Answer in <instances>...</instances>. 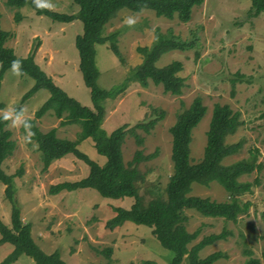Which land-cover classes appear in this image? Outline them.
Returning a JSON list of instances; mask_svg holds the SVG:
<instances>
[{
  "label": "rangeland",
  "instance_id": "obj_1",
  "mask_svg": "<svg viewBox=\"0 0 264 264\" xmlns=\"http://www.w3.org/2000/svg\"><path fill=\"white\" fill-rule=\"evenodd\" d=\"M36 1L63 13H75L78 8L73 0ZM249 9L250 0H203L192 7L189 20L183 21L178 13L167 18L148 8L137 12L121 8L103 28L105 34L117 32L115 41L121 58L111 51L108 41L95 44L94 61L99 71L96 84L109 93L104 100L103 129L107 133L118 126L128 129L137 122L157 117L154 108L163 112V117L148 132L135 128L140 144L135 134L127 131L121 146L125 164L135 150L143 155L153 153L152 157L135 164L143 176L136 182L141 205L145 206L150 199L166 200V183L172 173L169 127L196 96L201 98L206 110L191 132V162L202 157L215 103L228 104L240 119L234 132L225 136V142L240 140L242 146L238 152L224 157L222 163L246 157L250 148L259 149L260 169L238 177L249 181L257 177L258 183L250 193L240 196L243 201L249 200L250 206L236 221L204 216L194 209L184 210L186 229L198 230L188 246L204 235L227 231L225 238L205 245L198 252L199 257L216 250L224 253L213 264H242L247 251L264 264V11L251 16ZM16 11L21 14L17 21ZM0 27L9 33L5 46L18 56H26L37 45L35 62L68 95L92 107L89 89L78 68L75 38L82 33L79 19L53 20L35 13L29 5L17 8L0 0ZM156 28L161 31L171 28L182 39H194L193 47L168 50L155 61L157 66L171 60L182 63L179 74L184 78V85L178 95L164 92L161 85L152 82L141 85L132 74L133 67L142 59L136 47L151 45ZM33 83V78L20 75L16 67L8 68L0 79V114L8 117L6 128L15 143L2 168L16 175L13 202L5 197L4 184L0 181V221L10 227L11 209L16 200L22 221L30 224L33 240L46 253L58 250L67 264H168L173 253L159 243L149 226L125 220L114 229L105 227V221L115 213L114 208H127L131 197H106L91 187L57 194L48 192L53 183L84 177L89 166L68 156L55 159L47 169H42L37 145L28 130L21 127V121L33 116L49 96L48 90H37L23 105L22 114L14 115V105ZM59 119L49 110L36 119V124L41 131L55 127L57 136L75 139L79 125H60ZM77 148L98 163L105 161L96 152L90 137L80 141ZM19 168L21 171L17 174ZM190 187L191 195L217 201L227 199L226 191L216 181L208 186L192 182ZM107 248L111 249L108 256L102 251ZM12 249L11 243L0 241V262ZM9 264H34V261L21 253Z\"/></svg>",
  "mask_w": 264,
  "mask_h": 264
},
{
  "label": "trees",
  "instance_id": "obj_2",
  "mask_svg": "<svg viewBox=\"0 0 264 264\" xmlns=\"http://www.w3.org/2000/svg\"><path fill=\"white\" fill-rule=\"evenodd\" d=\"M203 0H73L77 5L75 13L57 12L38 3L36 0H5L6 5L21 7L29 5L35 13L44 14L53 20L70 21L79 19L82 22V33L75 38V45L79 54L78 68L82 79L89 89L92 107L82 105L77 99L68 95L43 68L34 60L36 46L26 56H18L13 49L4 45L8 31L0 27V79L10 67H16L20 75L33 78V85L25 91L18 103L14 105V115L20 116L23 105L28 98L39 89H47L49 96L35 109L32 117H25L21 127L27 129L29 137L35 141L40 152L42 169L63 157H75L89 166L88 173L76 180H62L49 186L50 194H57L63 190H75L91 187L99 194L112 198L131 197L132 202L127 208H114V215L105 221L107 229L120 226L125 220L137 224H144L151 228V234L173 255L168 264H213L224 256L219 250L213 251L204 257H199L198 252L205 245L218 239H223L227 231L204 235L200 240L188 246L196 238L198 230L188 231L185 226V209H194L204 216L221 217L225 220L236 221L240 213H244L250 206L249 200H241L240 196L250 193L251 188L258 183V178L253 180H239V176L259 170L261 163L257 160L259 149H249L246 157L223 164L222 159L239 151L242 146L240 140L226 143L225 136L234 132L240 124L238 113L233 111L228 104L215 103L211 110L206 141L202 157L191 162L189 157V143L192 139V129L199 122L206 107L199 96L192 99L187 108L177 115L175 122L169 127L171 135L170 158L172 173L166 183V200L150 199L147 204L141 205L137 193L136 182L143 178L138 171L136 163L153 156V153L143 155L140 150H135L128 164L123 161L121 146L127 131L135 134L136 142L141 143V138L134 132L141 128L148 132L163 117L162 110L154 108L158 114L146 122H137L126 129L118 126L107 133L101 126L105 109L104 100L108 91L96 84L99 71L95 65V44L109 42L111 51L120 57L116 44V31L105 34L104 25L121 8L130 11L151 9L157 15L171 18L178 13L183 21L190 18L191 9ZM264 11V0H250L249 14L257 16ZM14 19L20 20L21 14L16 11ZM194 45V39H182L169 28L166 31L155 29L154 41L151 45L137 46V51L142 55L141 61L133 67V77L141 85L152 82L161 85L164 92L173 95L181 93L184 78L179 74L182 63L179 60L157 66L155 61L159 56L171 49L186 50ZM121 58V57H120ZM51 111L59 119L60 125L77 124L80 130L75 139L59 137L55 127L41 131L36 124V119ZM9 119L0 114V181L4 184V194L11 202L14 195V173H6L2 163L9 156L15 146L11 139V132L6 125ZM90 137L98 154L105 157L103 163L91 159L86 153L80 151L77 145L83 139ZM21 171L18 169L17 174ZM211 181H216L226 191L227 199L217 201L209 197L189 194L191 183L196 182L208 186ZM0 241L13 245L11 252L0 262L9 264L19 254L29 255L34 264H67L60 256L58 250L50 253L44 252L33 240L30 234V224L23 222L20 208L14 200L11 209V225L5 226L0 221ZM107 256L111 249L102 250ZM248 255L242 264H261L260 259L247 251ZM149 262V261H148ZM147 263V262H146Z\"/></svg>",
  "mask_w": 264,
  "mask_h": 264
}]
</instances>
